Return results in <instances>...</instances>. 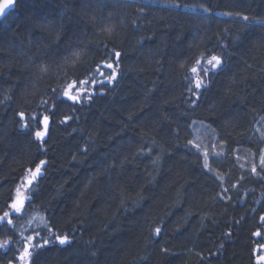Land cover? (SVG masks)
<instances>
[{"label": "trees", "instance_id": "16d2710c", "mask_svg": "<svg viewBox=\"0 0 264 264\" xmlns=\"http://www.w3.org/2000/svg\"><path fill=\"white\" fill-rule=\"evenodd\" d=\"M262 157L264 0H18L0 21V217L47 161L0 264H259Z\"/></svg>", "mask_w": 264, "mask_h": 264}, {"label": "snow or ice", "instance_id": "6c2138e0", "mask_svg": "<svg viewBox=\"0 0 264 264\" xmlns=\"http://www.w3.org/2000/svg\"><path fill=\"white\" fill-rule=\"evenodd\" d=\"M13 6V3H12V0H9V3L7 4H4V5H0V16H3L5 14V10L12 7ZM245 19H247V17H245ZM115 56L117 58H119L121 56V53L120 52H116L115 53ZM209 64L212 65L214 68L218 67V66H222V61L220 60V58L218 57H215L213 56L212 59L209 61ZM107 68L111 69L113 68V65L112 64H106L105 65ZM193 71H196V69H193ZM108 82L111 83L113 80L116 79V74L113 73L111 76H109L108 78ZM101 84H103V81L101 82ZM202 85L200 82H197L196 83V87L197 88H200ZM101 95H103V93L101 92ZM64 96L69 100L71 101L73 104H78L80 103V97L77 96V95H70L68 92H65L64 93ZM92 97L89 96V100H91ZM21 118H24V113H19L18 114ZM39 122L43 125V128L44 130L41 131V130H37L35 131L34 135L37 139L39 140H44L45 139V136L47 135V131H48V127H49V117L47 115L43 116V118L41 120H39ZM25 127L27 128L28 125H25ZM262 162H264V157H262ZM42 167L44 168V170L46 171L47 170V161L45 160H40L38 164H36L35 166V171L31 172V179L27 181V183L29 185H32L34 181H37L38 180V177H40L42 175ZM205 167H207V165H205ZM253 171H255V169H253ZM22 202L21 203H18V204H13L12 207L16 210V211H19L20 210V206H21ZM8 216V213H5V216L4 217H0V220H3L5 219V217ZM261 220H264V217H261ZM9 223H11V221H8ZM157 233L160 232V229H157L156 230ZM254 235L256 236H260L261 233L260 232H256L254 233ZM29 239H34V238H29ZM58 242L59 245H67V244H70V240H69V237L68 236H54V239L52 240H49V239H43V242L42 243H39L37 242L34 247L35 248H38V249H42L44 246L46 245H49L50 243H56ZM261 248H264V244L260 245ZM26 257L30 258L31 260V257H32V253L28 251V249L26 248L25 249V252H24V256L21 257V259H25ZM259 260L260 261H264V255L260 256L259 257ZM31 264H34V261H31Z\"/></svg>", "mask_w": 264, "mask_h": 264}, {"label": "rangeland", "instance_id": "374dc122", "mask_svg": "<svg viewBox=\"0 0 264 264\" xmlns=\"http://www.w3.org/2000/svg\"><path fill=\"white\" fill-rule=\"evenodd\" d=\"M203 137H207V133L203 132L202 133V138ZM207 140H209V138H206ZM213 143V142H210V144ZM194 146L197 147L198 149V146L196 144V142L194 141ZM217 155L214 157L216 158ZM32 177H31V172L29 174H27V176L23 179L21 185L19 186V188L17 189L16 191V194H15V198H14V202L13 204H18V203H21V206H20V210L21 208L24 207V205L27 203L28 201V190H29V187L30 185L27 183L28 180H30ZM12 204V205H13ZM16 210L12 207L10 212L8 213V216L5 217V219H3L4 221H7L11 218L12 214L15 213ZM262 253L264 254V249L262 250ZM264 264V262H263Z\"/></svg>", "mask_w": 264, "mask_h": 264}, {"label": "water", "instance_id": "95a60500", "mask_svg": "<svg viewBox=\"0 0 264 264\" xmlns=\"http://www.w3.org/2000/svg\"><path fill=\"white\" fill-rule=\"evenodd\" d=\"M16 2H17V0H12L13 6L8 8V9H6L5 10V14L3 16H0V19L2 17H4L5 15L9 14L11 11L14 10ZM7 3H9V0H3L0 5H4V4H7Z\"/></svg>", "mask_w": 264, "mask_h": 264}, {"label": "bare ground", "instance_id": "6f19581e", "mask_svg": "<svg viewBox=\"0 0 264 264\" xmlns=\"http://www.w3.org/2000/svg\"><path fill=\"white\" fill-rule=\"evenodd\" d=\"M3 0H1L0 1V4H1V2H2ZM17 2H18V0H17ZM17 2H16V4H17ZM16 4H15V7H16ZM15 9V8H14ZM12 12V11H11ZM8 15V14H7ZM7 15H5L4 17H2L1 19H0V21H2Z\"/></svg>", "mask_w": 264, "mask_h": 264}, {"label": "flooded vegetation", "instance_id": "af4514ba", "mask_svg": "<svg viewBox=\"0 0 264 264\" xmlns=\"http://www.w3.org/2000/svg\"><path fill=\"white\" fill-rule=\"evenodd\" d=\"M258 262H259V264H263L262 261H258Z\"/></svg>", "mask_w": 264, "mask_h": 264}]
</instances>
